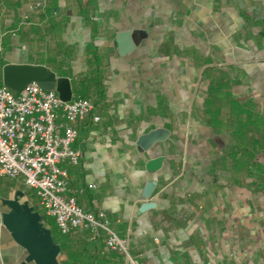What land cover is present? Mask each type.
<instances>
[{"label":"crops","instance_id":"crops-1","mask_svg":"<svg viewBox=\"0 0 264 264\" xmlns=\"http://www.w3.org/2000/svg\"><path fill=\"white\" fill-rule=\"evenodd\" d=\"M37 1L0 0V58L45 65L93 100L67 166L77 203L104 212L140 264H264V0ZM125 30L134 47L119 54ZM155 128L166 137L138 152ZM17 190L35 201L0 179V198ZM87 236L59 237V262L124 264ZM25 254L0 218V264H33Z\"/></svg>","mask_w":264,"mask_h":264},{"label":"built area","instance_id":"built-area-1","mask_svg":"<svg viewBox=\"0 0 264 264\" xmlns=\"http://www.w3.org/2000/svg\"><path fill=\"white\" fill-rule=\"evenodd\" d=\"M46 1H37L35 6L43 8ZM3 41L0 32V54ZM94 109L91 98L63 101L55 90L35 82L19 92L1 84L0 179H16L31 190L35 197L31 204L53 219L60 234L86 232L90 241L102 238L104 247L121 254L124 264H140L131 253L129 238L111 228L104 212L83 209L75 197L77 190L69 185L67 166L77 164L81 157L73 146L77 124ZM92 118L99 120L95 114Z\"/></svg>","mask_w":264,"mask_h":264},{"label":"water","instance_id":"water-1","mask_svg":"<svg viewBox=\"0 0 264 264\" xmlns=\"http://www.w3.org/2000/svg\"><path fill=\"white\" fill-rule=\"evenodd\" d=\"M131 30L120 31L114 39V46L119 54H125L134 47V37ZM2 84L19 92L26 84L35 82L43 89H53L59 98L68 101L72 98L70 79L57 76L49 67L32 63H5L1 68ZM167 130L155 128L139 135L135 141L138 152L146 151L154 142L163 140ZM163 156H156L144 163L148 172H154L161 167ZM154 181L147 182L143 196L149 198ZM24 192L17 190L12 197L0 198V206L7 210L0 214L1 224L7 230L12 240L25 251L24 261L33 264H60V245L52 237L50 229L44 225L41 214L22 200ZM153 206L151 202L142 204L144 210Z\"/></svg>","mask_w":264,"mask_h":264},{"label":"trees","instance_id":"trees-1","mask_svg":"<svg viewBox=\"0 0 264 264\" xmlns=\"http://www.w3.org/2000/svg\"><path fill=\"white\" fill-rule=\"evenodd\" d=\"M0 57H1V54H0ZM4 64H5V61L2 60V58H0V85L2 84L1 68ZM31 206L34 210H36V208L34 207L33 204H31ZM38 212L42 216V221H43L44 225H46L50 229L54 241L60 245V248L64 249L63 240L66 238V236L60 234V232L58 231V229H57V227H56V225L52 219L46 218L40 210H38ZM59 237L62 238L63 240L59 241ZM60 264H69V262L67 260H65V261H62Z\"/></svg>","mask_w":264,"mask_h":264},{"label":"rangeland","instance_id":"rangeland-1","mask_svg":"<svg viewBox=\"0 0 264 264\" xmlns=\"http://www.w3.org/2000/svg\"><path fill=\"white\" fill-rule=\"evenodd\" d=\"M36 210H37V208H36Z\"/></svg>","mask_w":264,"mask_h":264}]
</instances>
